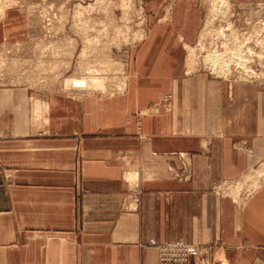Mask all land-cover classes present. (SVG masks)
Segmentation results:
<instances>
[{"label": "crops", "instance_id": "0c3cea01", "mask_svg": "<svg viewBox=\"0 0 264 264\" xmlns=\"http://www.w3.org/2000/svg\"><path fill=\"white\" fill-rule=\"evenodd\" d=\"M143 10L121 76L0 82V264H159L158 245L175 239L264 264V178L240 200L213 190L264 163V100L245 87L228 108L223 81L188 71L200 0Z\"/></svg>", "mask_w": 264, "mask_h": 264}, {"label": "rangeland", "instance_id": "374dc122", "mask_svg": "<svg viewBox=\"0 0 264 264\" xmlns=\"http://www.w3.org/2000/svg\"><path fill=\"white\" fill-rule=\"evenodd\" d=\"M143 1L1 0L4 8L0 10V82L5 76L30 75L59 78L68 87L67 80L71 78L91 76L97 78V83H107L121 76L132 45L143 36ZM200 2L204 19L198 39L186 51L188 71H202L223 81L228 108L245 87L252 89V103L258 108L260 100H264V2ZM223 4L225 10L213 14ZM241 47L244 67L223 72L210 64L208 57L218 54L228 62L233 59L230 53ZM10 61L16 62L14 68L9 67ZM180 156L183 162L178 177L184 178L191 173L192 165L184 154ZM185 171L186 175L181 174ZM260 173L264 174V163L252 169L246 180L219 183L237 182L232 189L240 191V200L253 190L257 180L264 178H259ZM229 194L233 195L232 190L224 195Z\"/></svg>", "mask_w": 264, "mask_h": 264}, {"label": "built area", "instance_id": "2783aa9c", "mask_svg": "<svg viewBox=\"0 0 264 264\" xmlns=\"http://www.w3.org/2000/svg\"><path fill=\"white\" fill-rule=\"evenodd\" d=\"M2 6L3 3L0 5L1 11L4 8ZM187 177H190L189 174ZM233 186L234 183L223 181L216 183L214 190L220 194H226L233 190ZM223 249L224 246L218 242L191 243L182 239L166 240L158 245L159 264H224L226 261L222 254Z\"/></svg>", "mask_w": 264, "mask_h": 264}, {"label": "bare ground", "instance_id": "6f19581e", "mask_svg": "<svg viewBox=\"0 0 264 264\" xmlns=\"http://www.w3.org/2000/svg\"><path fill=\"white\" fill-rule=\"evenodd\" d=\"M224 10H225V4L221 5L220 7H217L215 9V11H213L214 12L213 14H215L216 12H219V11L220 12L224 11ZM231 50H233V49L231 48ZM250 51H252V50H250ZM230 56L233 59L229 60L228 62L224 60V56L220 57V55H218V54H214L213 56L208 57V58H209L210 64H212L215 69L222 70L223 72H228V71L233 72V70L238 68V67H240V68L244 67V58H243L244 55L242 54V47L239 48L237 51H232L230 53ZM235 59H236V62H235ZM94 80H96V78ZM67 82H68V80H67ZM69 83L71 86H78L79 88L80 87H86L88 85V79L86 77L71 78ZM97 84L98 83H96V85ZM103 86H104V84L102 85V87ZM74 88H76V87H74ZM262 176L264 177V174L260 173L259 178ZM258 182L259 181L257 180L253 186V189L258 185Z\"/></svg>", "mask_w": 264, "mask_h": 264}]
</instances>
